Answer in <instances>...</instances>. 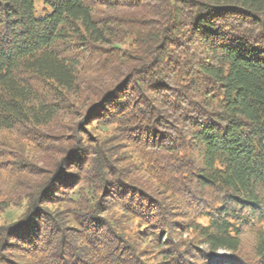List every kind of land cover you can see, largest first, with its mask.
<instances>
[{
  "label": "trees",
  "instance_id": "trees-1",
  "mask_svg": "<svg viewBox=\"0 0 264 264\" xmlns=\"http://www.w3.org/2000/svg\"><path fill=\"white\" fill-rule=\"evenodd\" d=\"M42 1L0 0V264H264V0Z\"/></svg>",
  "mask_w": 264,
  "mask_h": 264
},
{
  "label": "rangeland",
  "instance_id": "rangeland-1",
  "mask_svg": "<svg viewBox=\"0 0 264 264\" xmlns=\"http://www.w3.org/2000/svg\"><path fill=\"white\" fill-rule=\"evenodd\" d=\"M151 7V4H146L143 5L141 8L143 10L149 9ZM123 12H127L124 11ZM35 13L37 15V17H44L50 13H52V8L49 6H46L44 4V2L42 0H35ZM133 41L134 38L131 35H128L127 38L123 39L122 42V47L124 49H130L133 47ZM91 73L93 74L92 70H90ZM83 111V109L81 110ZM67 118V117H64ZM81 120H84V117L82 118L81 116L78 117V115H74V116H70L67 118V120H64L63 124L65 127H69L70 125H72L73 127H75L74 129L70 128L69 130H65L63 133V137H67L68 139H72L74 138V134H75V129H77L79 126L78 123H80ZM73 123V124H72ZM89 123H91L95 128L93 134L91 135V137H88V140L92 141L94 139H97L98 136L104 137L106 138L107 134H110L111 132L108 130H101L99 127H97L98 124H96L95 122H93V120H90ZM62 124V123H61ZM90 126V125H88ZM97 128V129H96ZM79 129V128H78ZM108 137V136H107ZM6 141L7 144H14L15 143V149H17V152H15L16 154L18 153V149H20L21 145H27L26 141H21L20 136L15 135V132H2L0 133V140H4ZM53 139L55 138L56 141L58 142V146H60L61 144V140L60 138L57 137H52ZM67 139V140H68ZM43 143V141H42ZM29 144V143H28ZM31 145V143L29 144ZM56 147V145H54ZM26 147V146H25ZM27 151L24 153L25 155H30V147L27 145ZM11 174L9 173V171L4 172V174L1 176L0 179V193L1 195H3V193L7 192V190H9L10 188H13V184L15 183L14 181H16V178H12L10 176ZM24 200L17 202V203H11L9 204L5 209H3L0 212V225L5 224L6 222L9 221H14L16 219V217H18L19 215L22 214V210H23V204ZM149 241V240H148ZM254 241H255V235L253 234H247L244 235L241 238V254L245 255L246 257H248L251 260H255L257 259V254L256 251L254 249ZM148 243V242H147ZM145 247L148 246V244L144 245ZM221 253H224V251L222 250Z\"/></svg>",
  "mask_w": 264,
  "mask_h": 264
}]
</instances>
